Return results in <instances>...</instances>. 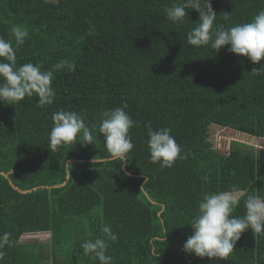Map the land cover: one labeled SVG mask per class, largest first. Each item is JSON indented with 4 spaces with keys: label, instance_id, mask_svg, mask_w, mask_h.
Returning a JSON list of instances; mask_svg holds the SVG:
<instances>
[{
    "label": "trees",
    "instance_id": "16d2710c",
    "mask_svg": "<svg viewBox=\"0 0 264 264\" xmlns=\"http://www.w3.org/2000/svg\"><path fill=\"white\" fill-rule=\"evenodd\" d=\"M177 2L0 0V37L12 40L18 66L52 69L55 92L44 108L35 96L0 104V234L10 233L13 242L0 264H99L81 244L101 236L105 225L118 237L107 251L113 264H264V234L251 230L223 260L183 250L205 194L241 189L234 195L237 217L247 195L264 197V75H250L264 60L253 65L227 46L216 52L188 45L197 1L190 0L182 23H173L166 9ZM211 7L215 23L230 27L250 22L264 0H211ZM13 24L29 33L18 47ZM60 61L68 63L54 69ZM124 104L136 121L127 163H92L108 155L101 113ZM61 109L96 124L92 145L78 136L50 150L52 115ZM149 121L153 129L170 128L187 158L172 167L151 163ZM211 127L255 139L256 147L232 141L220 153L209 140ZM40 233L47 241L21 243Z\"/></svg>",
    "mask_w": 264,
    "mask_h": 264
},
{
    "label": "clouds",
    "instance_id": "9594fccd",
    "mask_svg": "<svg viewBox=\"0 0 264 264\" xmlns=\"http://www.w3.org/2000/svg\"><path fill=\"white\" fill-rule=\"evenodd\" d=\"M190 0H178L166 9L167 19L173 23H182L187 16L186 9ZM199 13L198 24L187 33L188 45L203 47L210 45L218 52L225 46L227 51L237 57L247 58L253 65L264 60V10H260L250 22L225 27L215 23L217 15L212 10L211 0H203L195 9ZM225 14V19H227ZM10 35L18 47L23 45L29 33L25 26L13 24ZM60 61L53 66L59 70L67 64ZM42 64L24 63L17 65L16 47L12 40L0 37V104H15L25 97L37 98V106L44 108L54 102L55 92L52 87L54 71L42 70ZM75 70V64L69 65ZM250 75H264V64L253 67ZM127 104L101 113L98 131L104 137L107 156L103 159L93 158L92 163H114L119 160L126 164L128 154L134 144L129 130L136 124L126 111ZM85 116L72 110H57L52 115V127L49 132V148L56 151L62 145L73 144L78 136L81 143L93 144L97 126L85 123ZM147 129V149L150 162L159 163L161 167H172L177 159H185L182 149L177 144L171 129L164 127L153 129L151 122L145 124ZM204 179L207 181L208 177ZM241 191L232 186L229 191L207 193L198 202L197 212L189 221L192 232L183 245L186 253L208 259H226L233 253L236 242L246 230L264 234V197L247 195L244 199L245 214L242 217L232 213L238 204L234 195ZM117 235L108 225L103 226L102 235L85 240L81 248L85 256L98 260L99 264H113V258L107 255L109 242H115ZM10 233L0 234V261L6 253L3 249L12 246Z\"/></svg>",
    "mask_w": 264,
    "mask_h": 264
},
{
    "label": "rangeland",
    "instance_id": "374dc122",
    "mask_svg": "<svg viewBox=\"0 0 264 264\" xmlns=\"http://www.w3.org/2000/svg\"><path fill=\"white\" fill-rule=\"evenodd\" d=\"M196 1L197 5L203 3V0ZM209 138L210 142L213 144V148L220 153H227L232 141L240 142L251 147H256L255 144L257 143V140L255 139L236 134L233 131L225 130L220 127H211ZM261 143H263V141ZM234 198H236V196H234ZM47 239L48 234L45 233L25 235L21 238V243H34L35 241L44 242L47 241Z\"/></svg>",
    "mask_w": 264,
    "mask_h": 264
},
{
    "label": "built area",
    "instance_id": "2783aa9c",
    "mask_svg": "<svg viewBox=\"0 0 264 264\" xmlns=\"http://www.w3.org/2000/svg\"><path fill=\"white\" fill-rule=\"evenodd\" d=\"M33 235V234H32Z\"/></svg>",
    "mask_w": 264,
    "mask_h": 264
}]
</instances>
